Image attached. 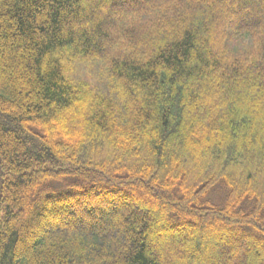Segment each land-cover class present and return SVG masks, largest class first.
<instances>
[{
    "label": "trees",
    "instance_id": "1",
    "mask_svg": "<svg viewBox=\"0 0 264 264\" xmlns=\"http://www.w3.org/2000/svg\"><path fill=\"white\" fill-rule=\"evenodd\" d=\"M263 7L0 0V264H264Z\"/></svg>",
    "mask_w": 264,
    "mask_h": 264
},
{
    "label": "rangeland",
    "instance_id": "2",
    "mask_svg": "<svg viewBox=\"0 0 264 264\" xmlns=\"http://www.w3.org/2000/svg\"><path fill=\"white\" fill-rule=\"evenodd\" d=\"M87 1L88 2H91L92 0H87ZM95 1L97 2L99 0H95ZM231 3H232V8L227 7V9H226V14L227 15L219 16L218 17V20L215 22V24H213V29L211 31V35L210 36H205V37H208L209 38L210 42H212V41L213 42L214 41L216 42L217 35L221 34L222 31H225V30L228 29V26H226V22H231V21L234 22V21H236L238 19V16L235 15V13H236L235 10L236 9H235V6H234V2H231ZM117 5L118 4H114V8H116ZM259 11H260V9L255 8V10L253 12L255 13V12H259ZM232 13H234V15H235L234 19L232 18V15H233ZM112 15H114V14H112ZM249 15H250V12H246L242 16H243V18H245V17L247 18V16L249 17ZM103 16H105V14H103ZM224 22H225V24H224ZM126 152H127V150H126ZM128 202L131 203V204H133V205H135V207H137V209L140 210V211H144V212H149L150 211V208L144 207L143 205H141V203L138 204L139 201H137L135 199L134 200H131V201L129 200ZM137 205H139V206H137ZM152 216L156 220L157 217L155 215H153V214H152ZM47 227H49V226H47ZM189 228H191V226ZM195 235L197 237H199V239H206V237L204 235H198V234H195ZM186 239H187L186 237H177L176 236V237H172V238H165V239L160 240V242L158 241V242H155V243H157V245H160V246L161 245L162 246L164 245V247H166V246L169 245L170 242L176 241V242H178V247L180 248V247H184L183 245H184ZM229 246H231L230 243H228V245L226 247H229ZM179 248H177L175 250V253L177 255H179L181 253V251L179 250ZM162 261H163V263L168 264V263L174 262V257H171V255L168 256V257H166L164 255L162 257Z\"/></svg>",
    "mask_w": 264,
    "mask_h": 264
}]
</instances>
